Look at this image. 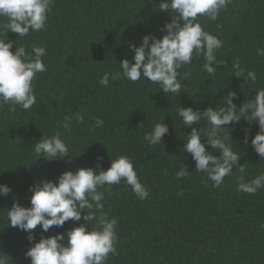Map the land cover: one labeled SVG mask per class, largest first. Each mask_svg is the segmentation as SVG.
I'll use <instances>...</instances> for the list:
<instances>
[{
  "label": "trees",
  "instance_id": "1",
  "mask_svg": "<svg viewBox=\"0 0 264 264\" xmlns=\"http://www.w3.org/2000/svg\"><path fill=\"white\" fill-rule=\"evenodd\" d=\"M160 2L55 0L45 30L23 39L8 34L16 47L24 46L29 53L32 45L47 50L43 58L47 71L34 81L36 104L28 111L0 107V184L12 189L8 196H0V252L12 264H31L25 252L41 235L64 233L83 223L69 221L48 233L38 225L30 243L27 234L10 227L7 219L14 200L29 207V187L41 179L55 182L66 171L97 165L107 170L111 159L121 155L132 159L149 196L139 199L123 181L100 189L103 211L119 221L118 255L110 256L107 264H264V188L255 195L238 194L241 174L236 169L219 188L211 187L210 181L205 184V174L194 170L195 162L183 149L191 128H185L177 115L182 106L218 109L230 91L237 93L234 103L239 107L264 88V56L257 54V49H264V0H232L216 21L199 18L206 31L223 41L217 52L222 63L215 76H209L203 71V56H194L191 65L179 70L180 96L164 94L159 85L145 79L132 83L110 76L108 86L100 85L104 73L118 71L125 58L132 60L129 44L140 46L147 34L161 37L159 28L171 13L157 10ZM236 60L256 73L255 84L233 76ZM186 71L191 76L183 79ZM77 113L84 116L83 125L76 123ZM65 117L72 118L71 131L61 127ZM97 118L104 121L102 127L94 126ZM163 119L169 133L163 143L152 146L144 136ZM208 126L202 120L195 127ZM228 127L233 148L241 155L240 165L248 166L247 182L264 172V160L250 143L258 126H251L247 145L243 143L246 122ZM57 133L69 146L68 159L39 158L35 143ZM183 165L189 175L177 180L175 173Z\"/></svg>",
  "mask_w": 264,
  "mask_h": 264
},
{
  "label": "clouds",
  "instance_id": "2",
  "mask_svg": "<svg viewBox=\"0 0 264 264\" xmlns=\"http://www.w3.org/2000/svg\"><path fill=\"white\" fill-rule=\"evenodd\" d=\"M54 2L0 0V19L7 21L0 22V107L10 105L12 112L17 107L28 111L36 104L34 81L38 74L47 71L43 60L47 50L43 46L32 45L29 53L24 46L16 47V41L8 39V34H16L23 39L32 32L45 30ZM231 3L232 0H161L156 9L171 13L170 20L159 28L161 37L147 34L141 38L140 46L129 44V50L134 52L132 60L123 59L118 71L104 73L98 83L108 86L110 76L113 81L126 79L132 83L145 79L159 85L164 94L180 96L183 87L178 79L181 75L179 70L191 65L194 56H203V71L215 76L222 63L217 60V52L223 47V41L206 31L199 18L216 21L220 12L227 10ZM257 54L264 56V49H257ZM232 71L237 78L250 80L253 84L257 81L256 73L243 68L239 60L233 63ZM190 76L191 72L186 71L183 79ZM237 99V93L230 91L218 109L209 106L200 111L180 107L177 115L185 128H191L183 149L195 162L194 170L205 174V184L210 181L211 187L219 188L225 177L233 175L236 169L241 174L237 193L255 195L264 188V172L245 181L248 166L240 165L241 155L233 148L228 126L238 125L242 120L246 122L249 127L243 129V143L247 145L251 126L256 124L259 131L250 143L264 160V88L257 90L254 100L244 99L239 107L234 103ZM202 120L209 126L195 127ZM75 121L83 125L85 118L77 113ZM103 124L104 121L97 118L94 126L99 128ZM71 126L72 118L65 117L61 127L71 131ZM167 133L169 128L163 119L145 134L144 140L155 146L163 143ZM213 151L218 155H214ZM34 152L48 161L68 159L69 146L57 133L51 138L42 137L35 143ZM188 175V166L183 165L175 173V178L180 180ZM122 181L139 199L148 198L149 189L141 183L132 159L125 155L111 159L107 170L99 165L79 168L62 173L55 182L44 178L30 186V206H22L14 200L7 211L10 227L25 232L30 243L35 241L34 232L38 225L42 233H48L53 227L63 228L69 221L76 223L83 220V223L66 229L64 233L57 232L47 237L41 235L39 242L33 243L25 252V259L30 258L31 264H107L110 256L118 255L119 221L118 218H109L103 211L104 193L100 189ZM11 191L9 186L0 184V196H8ZM93 222L89 230L88 225ZM0 264H12L11 258L0 252Z\"/></svg>",
  "mask_w": 264,
  "mask_h": 264
}]
</instances>
